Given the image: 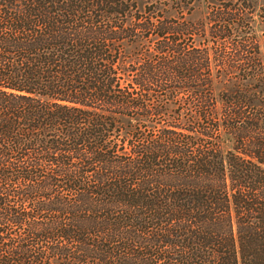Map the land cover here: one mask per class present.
I'll use <instances>...</instances> for the list:
<instances>
[{
	"label": "trees",
	"instance_id": "obj_1",
	"mask_svg": "<svg viewBox=\"0 0 264 264\" xmlns=\"http://www.w3.org/2000/svg\"><path fill=\"white\" fill-rule=\"evenodd\" d=\"M189 1L0 0V264H264V37Z\"/></svg>",
	"mask_w": 264,
	"mask_h": 264
},
{
	"label": "rangeland",
	"instance_id": "obj_2",
	"mask_svg": "<svg viewBox=\"0 0 264 264\" xmlns=\"http://www.w3.org/2000/svg\"><path fill=\"white\" fill-rule=\"evenodd\" d=\"M146 1L148 0H135L138 7H141ZM234 2L236 4H241V0H224L223 3L233 5ZM247 4L250 9L253 11L252 19L250 20L251 26L254 29V38L257 42H261L262 38L264 37V0H250L249 2H244ZM184 5V4H182ZM245 5V7H247ZM213 0H194L189 1L183 8H190V15L188 19L191 21H196L203 16L205 12H207L211 7H214ZM260 58L262 63L264 64V54L260 53Z\"/></svg>",
	"mask_w": 264,
	"mask_h": 264
}]
</instances>
